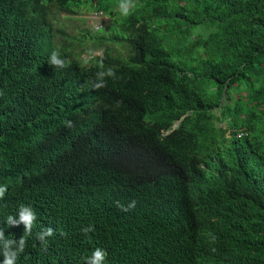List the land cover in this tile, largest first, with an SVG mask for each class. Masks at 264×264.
Wrapping results in <instances>:
<instances>
[{"label": "trees", "instance_id": "16d2710c", "mask_svg": "<svg viewBox=\"0 0 264 264\" xmlns=\"http://www.w3.org/2000/svg\"><path fill=\"white\" fill-rule=\"evenodd\" d=\"M94 1L0 0V223L29 204L54 230L16 264H85L96 248L105 264H264V0H185L168 13L152 0L123 22L127 59L42 74L67 38L48 7L70 15ZM165 14L185 59L147 21ZM113 60L114 78L93 88Z\"/></svg>", "mask_w": 264, "mask_h": 264}, {"label": "clouds", "instance_id": "9594fccd", "mask_svg": "<svg viewBox=\"0 0 264 264\" xmlns=\"http://www.w3.org/2000/svg\"><path fill=\"white\" fill-rule=\"evenodd\" d=\"M152 0H95L91 8H86L89 12H93L89 19H93L92 24L96 32L88 29L80 38H70L67 34L65 40L58 41L53 46V51L49 57V66L59 68L60 70L66 69L68 63L72 61H78L83 66L89 68V63L93 57L97 56L101 59L106 57V53H110L114 56H122L127 59L128 53L130 52V45L127 39L131 36L124 31L125 21L133 19L137 13L147 14L148 7H151ZM187 3L185 0H168L167 7L168 12L173 11L176 7L181 6L183 3ZM137 3V5L135 4ZM77 8V9H80ZM56 11L67 14L66 12L58 9L57 7H48L47 19L49 25L53 24L55 34H59L60 30H65L62 27L57 26L55 19ZM166 13V14H167ZM165 15L161 17H152L147 21L150 23L151 30L154 31L162 40V46L164 51L170 56V58L187 57V53L182 49L181 43L178 46H172L171 39L169 37V29L165 24ZM107 15H111L114 18V24L112 26H103L106 19H111ZM140 24H136L137 28ZM105 28H116L121 31L118 35L123 37V42H118L112 36H101L100 31ZM163 32L164 36L161 35ZM175 40V39H174ZM72 45L78 48V51L74 52L71 49V55L68 57L67 49L71 48ZM108 49H114L115 52H110ZM182 49L181 52L174 54L177 50ZM98 53V54H97ZM85 55V57H83ZM66 60V62H65ZM100 67L104 65L101 62ZM112 76L115 74L111 68L107 71H101L97 73V83L92 85L93 88L99 89L106 86L105 76ZM68 127H72L71 121L65 122ZM178 123L173 127L175 129ZM243 134V133H242ZM227 138H230V133H227ZM221 151L225 153L224 147L218 142ZM213 163H217L215 157ZM200 168L205 172L206 176L211 175V170L206 167L204 163L200 165ZM8 190L7 186H0V201L7 197ZM117 206L123 211H128L135 207V201H131L127 206L117 202ZM38 215L35 208L29 204L20 205L11 215L7 217L5 222L0 223V257H3V264H16V260L21 255L29 240H39L41 245L47 248V237L54 234V230L51 227L43 228L40 230L37 226ZM87 234L90 231H94L92 226L82 229ZM64 235L65 233H61ZM108 253L106 250L96 248L92 255L85 258V264H105Z\"/></svg>", "mask_w": 264, "mask_h": 264}, {"label": "rangeland", "instance_id": "374dc122", "mask_svg": "<svg viewBox=\"0 0 264 264\" xmlns=\"http://www.w3.org/2000/svg\"><path fill=\"white\" fill-rule=\"evenodd\" d=\"M137 5V3H135ZM93 12H89L86 8L76 9L75 13L73 14H65L62 12L56 11L55 19L57 21V26L62 27L65 32L71 38H80L82 39V35L88 30L91 29L93 32L97 30L94 29L92 22L90 21L89 17ZM111 18V15H107ZM114 18L106 19L103 23V26H112L114 24ZM215 27L213 25H206V26H196L192 29V34L194 36H199L202 33H208L210 31H214ZM121 33L119 29L116 28H105L100 31L101 36H112L113 38L118 36ZM161 35L164 36L163 32ZM98 54V53H97ZM85 57V55L83 56ZM226 123H219V127L226 128Z\"/></svg>", "mask_w": 264, "mask_h": 264}, {"label": "bare ground", "instance_id": "6f19581e", "mask_svg": "<svg viewBox=\"0 0 264 264\" xmlns=\"http://www.w3.org/2000/svg\"><path fill=\"white\" fill-rule=\"evenodd\" d=\"M91 21H93V19H91ZM77 51H78V50H77ZM67 54H68V57H69L70 55H69L68 52H67ZM65 62H66V60H65ZM38 68L41 69V73H42V74H46L47 71H51L52 74H53V79L56 78V74H57L58 71H59V68L51 67V66H49V63H47V65H46L44 68H43V67H40V66H38ZM109 68H111L113 71L116 70V68H117L116 60H113V65H112L111 67H109ZM106 71H107V69L105 70V72H106ZM35 73H38V72H35Z\"/></svg>", "mask_w": 264, "mask_h": 264}]
</instances>
